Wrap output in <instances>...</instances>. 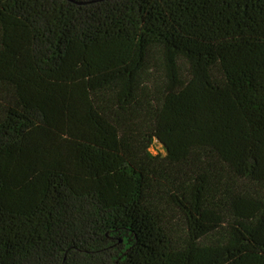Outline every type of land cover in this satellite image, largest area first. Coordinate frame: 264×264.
<instances>
[{
	"label": "trees",
	"instance_id": "16d2710c",
	"mask_svg": "<svg viewBox=\"0 0 264 264\" xmlns=\"http://www.w3.org/2000/svg\"><path fill=\"white\" fill-rule=\"evenodd\" d=\"M0 264H264V0H0Z\"/></svg>",
	"mask_w": 264,
	"mask_h": 264
},
{
	"label": "rangeland",
	"instance_id": "374dc122",
	"mask_svg": "<svg viewBox=\"0 0 264 264\" xmlns=\"http://www.w3.org/2000/svg\"><path fill=\"white\" fill-rule=\"evenodd\" d=\"M151 152L153 154H163V150L160 144L157 142L154 143L153 147L151 148Z\"/></svg>",
	"mask_w": 264,
	"mask_h": 264
}]
</instances>
